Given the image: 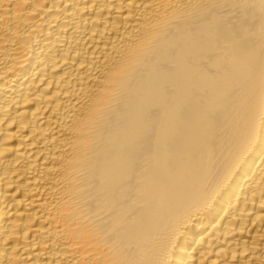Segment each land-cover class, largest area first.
I'll return each instance as SVG.
<instances>
[{"label": "bare ground", "instance_id": "1", "mask_svg": "<svg viewBox=\"0 0 264 264\" xmlns=\"http://www.w3.org/2000/svg\"><path fill=\"white\" fill-rule=\"evenodd\" d=\"M0 264H264V0H0Z\"/></svg>", "mask_w": 264, "mask_h": 264}]
</instances>
